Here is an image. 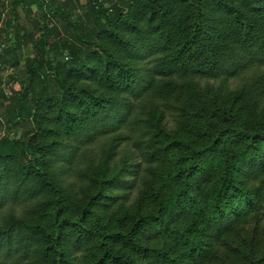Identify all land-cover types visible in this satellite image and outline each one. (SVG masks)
Segmentation results:
<instances>
[{
    "label": "trees",
    "instance_id": "1",
    "mask_svg": "<svg viewBox=\"0 0 264 264\" xmlns=\"http://www.w3.org/2000/svg\"><path fill=\"white\" fill-rule=\"evenodd\" d=\"M3 2L0 264H264V0Z\"/></svg>",
    "mask_w": 264,
    "mask_h": 264
},
{
    "label": "rangeland",
    "instance_id": "2",
    "mask_svg": "<svg viewBox=\"0 0 264 264\" xmlns=\"http://www.w3.org/2000/svg\"><path fill=\"white\" fill-rule=\"evenodd\" d=\"M55 1L57 0H54V2ZM60 1H64V0H60ZM75 1L81 4H85L87 0H75ZM50 5L53 6L52 3ZM6 8H8L9 10L8 11L5 10ZM34 9L36 10V6L32 5L33 17L36 15L37 17H39L38 11L36 10L34 12ZM13 14H14V10L10 4L7 5L6 2L0 4V43L5 35V31H4L5 23L8 19L13 18ZM49 20L50 19L45 20V23L49 24L48 29L55 26L57 32L60 33L62 38L67 39L74 36L72 21L68 22V21H63L61 19H54L53 22L49 23ZM21 21L25 22V19L21 18ZM25 23H26L25 26H27L25 30H16L13 27L14 31L16 32L12 36V42H13L12 45L16 46L17 42H20L21 46L19 50L15 54H7V55H5L4 52L1 53L0 51V53L3 54L4 56V59L3 58L0 59V88L3 90V93L6 96H10L13 90H18L22 82L26 80L29 70L27 65V60L29 58H32L33 55L36 53L34 43L36 39L44 32V31L42 32L35 31L33 28V24L29 22H25ZM29 35H33V38L29 37ZM50 41H52V39H50ZM2 43L6 44L4 40L2 41ZM5 46H7V44ZM239 80H232L230 82L231 83L230 85L232 87H235V85L238 84ZM213 82L215 81H212V83ZM167 114L169 117V111ZM7 116H8V112L2 97V93L0 92V120H3L5 122L7 120ZM169 123H171L170 119H169ZM172 125L173 122L169 126ZM22 133H26V134L31 133L29 124L24 125L22 127ZM0 134H2V131H0ZM103 145H105L104 139H100L96 144L91 146L92 149L88 153V158L99 155ZM62 164H64L62 161L59 162L56 165V169H55L58 175L60 176L61 181L66 185L74 183L75 191L79 192L82 183L79 182L77 171L84 166V162L80 157V153L78 154L77 160L75 159L73 164L70 166L68 173L63 172V170L60 167ZM136 195H137L136 190H133L131 192L130 199H128L127 202H132L135 199Z\"/></svg>",
    "mask_w": 264,
    "mask_h": 264
},
{
    "label": "crops",
    "instance_id": "3",
    "mask_svg": "<svg viewBox=\"0 0 264 264\" xmlns=\"http://www.w3.org/2000/svg\"><path fill=\"white\" fill-rule=\"evenodd\" d=\"M5 10H7V11H8L9 9H8V8H6Z\"/></svg>",
    "mask_w": 264,
    "mask_h": 264
},
{
    "label": "built area",
    "instance_id": "4",
    "mask_svg": "<svg viewBox=\"0 0 264 264\" xmlns=\"http://www.w3.org/2000/svg\"><path fill=\"white\" fill-rule=\"evenodd\" d=\"M1 1V0H0Z\"/></svg>",
    "mask_w": 264,
    "mask_h": 264
}]
</instances>
